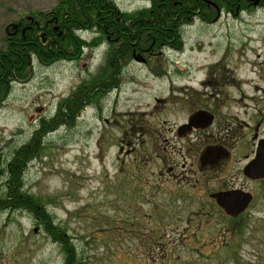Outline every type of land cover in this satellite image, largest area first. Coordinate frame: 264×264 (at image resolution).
I'll return each mask as SVG.
<instances>
[{
	"label": "rangeland",
	"instance_id": "374dc122",
	"mask_svg": "<svg viewBox=\"0 0 264 264\" xmlns=\"http://www.w3.org/2000/svg\"><path fill=\"white\" fill-rule=\"evenodd\" d=\"M58 1L0 0V49L7 43L8 23L50 11ZM114 1L122 10L151 3ZM238 15L224 11L211 23L195 19L184 27L183 50L166 49L150 65L128 62L118 88L85 107L74 126H62L44 138V146L24 174L26 189L42 199L55 221L74 237L81 264H264V182L248 183L256 196L242 225L213 226L218 231L214 245L207 241L209 236L197 240L192 235L197 218H227L207 203L215 201L212 194L219 176L229 178L236 164L231 158L218 169L202 167L196 176L199 181L193 178L192 185L166 181L158 171L162 160L156 158L162 154L150 150L157 146L163 152L161 142L157 134L148 132L155 124L177 125L189 116L188 106L196 100L186 99L188 91L213 90L217 98L216 89L223 101L219 105L223 120H231L232 126V117L242 121L245 141L248 137L252 145L248 154H253L252 148L264 137V8ZM80 34L87 42H99L85 47L78 60L45 66L33 56L32 78L12 85L0 106L2 168L6 169L14 150L30 140L41 119L56 113L63 98L85 78L102 74L108 44L96 37L94 29ZM206 76L214 81L202 82ZM172 90L182 103L158 102ZM135 121L147 131H136ZM150 138L156 139L155 144ZM199 156L200 152L196 162ZM217 245L219 255L212 262L200 258L202 251ZM63 260L60 246L32 216L0 209V264H62Z\"/></svg>",
	"mask_w": 264,
	"mask_h": 264
},
{
	"label": "trees",
	"instance_id": "16d2710c",
	"mask_svg": "<svg viewBox=\"0 0 264 264\" xmlns=\"http://www.w3.org/2000/svg\"><path fill=\"white\" fill-rule=\"evenodd\" d=\"M263 7L264 0H151L150 6L128 12L114 0H59L50 11L31 13L40 15L43 26L33 27L26 35L19 32L7 38L5 47L0 49V106L15 82L32 78L33 56L45 66L60 60H78L85 47L99 42H87L78 33L80 30L94 29L96 37L108 44L107 56L102 74L79 83L58 103L54 115L41 119L30 140L14 150L4 172L0 209L28 213L60 246L64 253L62 264H81L74 237L55 221L45 202L26 189L24 174L44 146V138L62 126H74L85 107L117 88L135 50L159 59V52L165 47L183 49L182 31L194 19L208 23L219 8L227 13H241Z\"/></svg>",
	"mask_w": 264,
	"mask_h": 264
},
{
	"label": "flooded vegetation",
	"instance_id": "af4514ba",
	"mask_svg": "<svg viewBox=\"0 0 264 264\" xmlns=\"http://www.w3.org/2000/svg\"><path fill=\"white\" fill-rule=\"evenodd\" d=\"M219 10L220 13L225 11L220 8L218 9V11ZM126 11L129 12L131 10ZM218 11L215 17L208 23L217 21L221 17V14ZM231 14L237 16L240 13ZM14 24L18 26H15ZM42 26L43 22L40 19L39 14L24 15L18 18L16 21H13L6 25V38H10L19 32L26 35L27 31H30L31 29H33V27L38 28ZM161 46L163 47L164 43L161 42ZM166 49L171 48L165 47L163 51ZM163 51H160L159 54H162ZM152 59L154 60V57H149V55H147V52H144L142 50H135L133 52L132 60H137L138 62H141L144 65H150V60ZM211 81L213 82L214 79H208V76H206V79L202 82L206 83ZM210 91L211 92H204L193 89L191 91H188L189 93H186V99L189 102H194V100H196V102H194V105L188 106L189 109L192 110L189 116L183 122H180L181 124L177 125H173L172 123H168L167 121L163 122L162 125L159 127H156L157 124H155L154 128L152 129L153 131L148 132L151 134H157L161 142V149L163 152H158L156 145V148L150 147V150L154 153L162 154V156L156 158L157 160H162V166L159 167L158 171L159 174L166 179V181L178 184L188 183L192 185L191 181L193 178L196 179L197 182L199 181V176H196L197 174H199V171L202 167L210 166L215 167V169H218L219 167H221V165H223V161H225V159L229 161V159L231 158L234 161V165H237L233 167L232 172H229V178L219 176L221 181L219 182V185H217L218 189H216V192L231 190H237L239 192H250L253 198L252 201L249 203L248 207L243 212L239 213L237 216H232L227 214L226 211L218 204L216 198L212 196L215 201H213L212 203H207V205H212L213 208L218 209L219 211H221V213L227 214V218H197L198 222L196 224L195 229H193L192 235L195 236L197 240H202L204 236H209V238L211 239L207 241H209L210 244L214 245L213 242L216 238L217 229L213 226H218L222 223H228L230 226L235 228L242 225V222L244 221L243 215L248 210H250V207L251 205H253L256 196V194L251 191V187L248 183L252 181L264 182V178L251 179L245 174L244 168L254 158L256 153V147L255 149L252 148L253 154H248L252 145H250V140L248 137L245 141L246 135L244 133V128L242 127V121H240L235 116L232 117V120L235 122L233 126L230 124L231 120L225 122L223 120V106L219 107V105L223 102L222 100H219V90H214L217 93V98L215 97L213 90ZM175 94V91L172 90L171 92L167 93V96L165 98L158 99V102L162 99H167L173 104L182 103L181 98H178L179 95ZM200 94L205 95V97L211 98L204 100V98H202ZM199 99L202 104L197 105ZM209 103L213 104V106L211 107ZM199 111H207L212 114V123L207 126H196L192 123L190 127H187V125H189L190 123L191 117ZM132 127L136 129V131H147L145 125H142L140 127L137 125L136 121ZM155 140V138H150L152 144H155ZM210 148H213L215 150L213 154H208V150ZM199 152V162H196V157ZM153 158L156 160L155 157ZM3 162L4 158L0 152V178L5 175V171H7V167L6 169L2 168ZM9 163L10 160L6 166H9ZM217 173L219 174L220 171L218 170ZM154 174L155 172L153 171V175ZM222 174L223 173H220V175ZM3 177L4 188L6 178L5 176ZM197 182H195L194 185H197ZM195 212L197 213V211ZM186 220H191V218H186ZM214 221L215 223H212ZM205 245H207V243L203 242L202 246ZM201 253L203 254V256L200 257L201 259L206 258L212 262L214 258L219 255V245H217L216 248H211L205 252L202 251Z\"/></svg>",
	"mask_w": 264,
	"mask_h": 264
},
{
	"label": "water",
	"instance_id": "95a60500",
	"mask_svg": "<svg viewBox=\"0 0 264 264\" xmlns=\"http://www.w3.org/2000/svg\"><path fill=\"white\" fill-rule=\"evenodd\" d=\"M15 26H18L14 24ZM58 26L56 27V29ZM213 121V116L207 111L196 112L190 119V127L193 123L196 126H207ZM215 150L210 148L208 154H213ZM245 174L252 178H264V138L259 139L255 157L245 166ZM218 204L226 211L227 214L237 216L243 212L252 201L250 192H239L237 190L220 191L212 194ZM36 231V229H35Z\"/></svg>",
	"mask_w": 264,
	"mask_h": 264
},
{
	"label": "bare ground",
	"instance_id": "6f19581e",
	"mask_svg": "<svg viewBox=\"0 0 264 264\" xmlns=\"http://www.w3.org/2000/svg\"><path fill=\"white\" fill-rule=\"evenodd\" d=\"M246 82L245 83H247L248 82V80H245ZM247 98H248V96H246Z\"/></svg>",
	"mask_w": 264,
	"mask_h": 264
}]
</instances>
